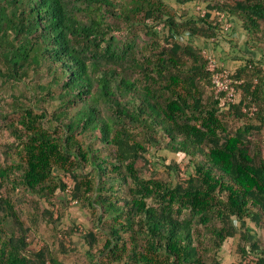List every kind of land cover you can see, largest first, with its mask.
Returning a JSON list of instances; mask_svg holds the SVG:
<instances>
[{
    "label": "trees",
    "instance_id": "obj_1",
    "mask_svg": "<svg viewBox=\"0 0 264 264\" xmlns=\"http://www.w3.org/2000/svg\"><path fill=\"white\" fill-rule=\"evenodd\" d=\"M118 1L0 0V79L19 84L42 70L51 78L35 98L13 96L19 118L8 125L20 160L0 168V190L19 170V185L49 200L68 189L61 174L72 176V199L97 212L104 232L95 254L101 240L85 235L95 264H222L221 248L239 226L264 222V71L250 58L231 72L241 100L224 109L214 92L206 98L207 60L186 41H213L226 22H239L264 50V0H203L205 15L189 20L162 15L163 0ZM118 24L154 36L161 25L165 46L147 56L137 35L121 44ZM252 103L250 116L242 107ZM228 115L250 121L232 133ZM140 136L157 151L189 156L192 173L177 184L146 179ZM26 231L0 192V264H64L45 250L29 255ZM249 236L241 234L240 255L264 264Z\"/></svg>",
    "mask_w": 264,
    "mask_h": 264
},
{
    "label": "rangeland",
    "instance_id": "obj_2",
    "mask_svg": "<svg viewBox=\"0 0 264 264\" xmlns=\"http://www.w3.org/2000/svg\"><path fill=\"white\" fill-rule=\"evenodd\" d=\"M163 1L165 6L162 9L164 10L162 15L164 14L167 17L173 16L179 20H189L190 18L198 19V16H200V8H205L206 6L203 0L195 2H186L183 0ZM118 2L120 4L126 2V0H119ZM214 17L217 22L222 23L216 15ZM109 21L111 23L115 22L113 19ZM221 28L222 32H220V37L213 41L205 38H194L186 42L189 41V43H192L199 50H207L212 55L215 51L217 56L214 54V57L224 67L225 63L222 58V53L223 51L227 52L224 46L228 49L233 48L235 45L232 46L229 45L230 42H225V37H228V30L222 26ZM157 30L158 36L146 35V31L139 25L130 30L129 25L118 24L117 28H114L113 34H115L121 44L130 43V38L133 35H137L139 37L138 49L147 56H151L154 52H160V47L165 46L164 38L168 31L161 25L157 26ZM238 45L239 43H237L236 48ZM237 50L235 55L232 58L230 57L232 60L239 58ZM233 69L228 70L233 72ZM50 79L49 76H46L45 70L40 71L38 74L31 71L30 76L19 84H9L0 79V168L9 166L20 160L18 148L14 143L15 139L10 133L8 125L10 121H17L19 118V113L15 112L11 106L14 100L13 96L25 94L30 99L35 98V90L39 86L47 83ZM205 90L206 98L214 96L212 86L206 85ZM56 91L59 92V89ZM27 97H22L21 99L27 102ZM55 102V104L58 103L57 101ZM41 104L46 106V108L52 106L51 100L49 99ZM224 120L228 130L232 133L250 121L247 117L238 118L235 115H228ZM261 137L264 140V130ZM138 140L147 149L149 148L146 157L150 160V166L143 171V176L146 179H155L177 184L184 182L192 173L190 167L192 159L184 153H173L165 147V141H162V145L166 149L157 151L156 147L149 146L148 143L143 141V137L140 136ZM201 159L202 157H199V160ZM19 173V170H17L15 175H11V179L4 182L0 192L4 197H8L12 201L27 230L28 254L33 256L32 254L45 250L49 257L55 258L64 264H95L90 255L92 250L85 243V235L86 232L92 231L101 240L99 247L93 250V254H95L102 248L104 232L98 226L97 212L93 211L84 202L72 199V192L75 187L72 176L61 174L62 181L67 184L68 189L66 191L58 189L47 200L27 191L23 185H19ZM17 182L18 185H15ZM123 191H119L121 196L124 195ZM200 231L206 236L205 238L209 239V233L204 227H201ZM242 233L249 234L250 242H258L261 248L264 249V222L262 221L257 225L247 220L244 227L239 226L236 237L228 239L222 246L220 251L222 264H254V262H250L248 259L244 260L238 251Z\"/></svg>",
    "mask_w": 264,
    "mask_h": 264
},
{
    "label": "built area",
    "instance_id": "obj_3",
    "mask_svg": "<svg viewBox=\"0 0 264 264\" xmlns=\"http://www.w3.org/2000/svg\"><path fill=\"white\" fill-rule=\"evenodd\" d=\"M200 11L205 15V10L200 8ZM219 21H225V15L217 13L216 15ZM232 28L231 23H225V29L230 30ZM203 55L207 60V70L211 74V83L212 90L215 94L216 99L220 100L221 105L224 109H229L231 105L237 104L241 100V91L238 88V85L241 84V81L233 79L231 72L224 68L218 60L209 53L207 50L203 51ZM258 108L256 104H244L242 111L250 116H253L257 112Z\"/></svg>",
    "mask_w": 264,
    "mask_h": 264
},
{
    "label": "crops",
    "instance_id": "obj_4",
    "mask_svg": "<svg viewBox=\"0 0 264 264\" xmlns=\"http://www.w3.org/2000/svg\"><path fill=\"white\" fill-rule=\"evenodd\" d=\"M233 28L228 30L227 35L225 37V42H230L229 45H235L233 48H225V51L222 53V58L224 60V67L226 69H233V72L241 67L246 60L253 58L260 66L263 68L264 71V50L257 44L252 43L249 38L245 37L243 29H241V24L239 22L233 23ZM237 43H239L238 47L236 48ZM225 45V43H223ZM210 46V45H209ZM238 49V50H237ZM236 50L238 52V59L232 60V56L235 55ZM214 54L217 56V53L214 51ZM213 54V55H214ZM214 55V56H215ZM231 57V58H230ZM230 70V71H231Z\"/></svg>",
    "mask_w": 264,
    "mask_h": 264
}]
</instances>
